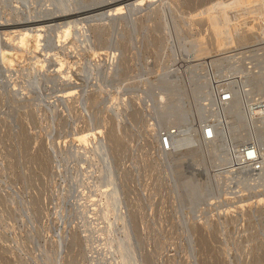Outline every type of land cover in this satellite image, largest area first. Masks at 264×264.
Listing matches in <instances>:
<instances>
[{"label":"rangeland","instance_id":"1","mask_svg":"<svg viewBox=\"0 0 264 264\" xmlns=\"http://www.w3.org/2000/svg\"><path fill=\"white\" fill-rule=\"evenodd\" d=\"M156 1L0 64V264H264V0Z\"/></svg>","mask_w":264,"mask_h":264},{"label":"bare ground","instance_id":"2","mask_svg":"<svg viewBox=\"0 0 264 264\" xmlns=\"http://www.w3.org/2000/svg\"><path fill=\"white\" fill-rule=\"evenodd\" d=\"M93 1L94 0H4V2L6 3L5 6H3L2 3H0V64L2 66L4 65V66L11 68L13 66V63H15L13 58L17 55V53L19 51H26L30 40H33V39L36 42V50L38 52L43 53L45 36L48 35L49 33L55 32V30L59 31L57 36H55V37L52 36V44H53L55 50L56 49L57 50H60V49L65 50V48L68 47V44H71L72 48L77 50V52L80 51L81 47H83V49L92 48L93 43H97V42L101 43L102 41H104L103 34H105V31L103 30V26L105 25V23H104V25H97V24L93 25L95 22H101L102 23V22L113 20V18L117 17V15H119V14H127V12L133 13V12L139 10L140 8H142L143 6H145L147 4L155 3L156 0H120V1L117 0V2H109V0H108V1H105L102 3H95V4L92 3ZM0 2H1V0H0ZM80 4H81V7H80ZM98 24H100V23H98ZM55 35H56V33H55ZM13 36H14V39H12ZM8 38H11L12 40H10ZM121 39H123V38L121 37ZM71 46H70V48H71ZM116 55L114 53L108 52V57L113 59L112 62L114 60H118ZM216 63L218 66L219 65L218 62H216ZM114 65H116V62ZM215 67H216L215 65H212L211 69H213ZM9 68L7 70H9ZM62 79H64V78H62ZM219 82H221V81H219ZM202 83H204V82H202ZM209 83H210V81H209ZM213 83L215 84V82H213ZM222 84H221V86H222ZM205 85L206 84H204V86ZM212 85L213 84H211V86ZM214 86H216V84ZM221 86L217 87L215 90V94H213L214 96H217V100L219 99L220 96L222 97V94H223V90L221 89ZM24 87H25V85H24ZM22 89L28 90L27 87L22 88ZM42 90H43V88H42ZM202 90H203V88H202ZM235 90L237 91L238 88L236 87ZM196 91H198V90H196ZM115 92H117V91H115ZM185 92L187 93V91H185ZM66 93L67 92H65V94ZM62 94H63V92H62ZM115 94L116 93H114V95H112V96H115ZM185 94L183 96H185ZM204 95L205 94H203V96ZM187 98H186V100H187ZM214 98L215 97H213V100H214ZM161 100H163V99H161ZM166 100H167V98H166ZM201 100H203V98ZM204 117H205V115L203 116V118ZM214 131H215V129H214ZM216 133H218V132H216ZM222 133H223V135L225 134L224 132H222ZM222 133H220V134H222ZM215 143H216V141H215ZM224 144H226V143H224ZM220 145L221 146H219V152H218V156H217L218 158H222L226 154L225 153L226 150L224 151L223 145L221 143H220ZM184 147H185V144H184ZM190 148H192V147H190ZM99 149H101V148H98V146H97V148L95 149V152H96V150H99ZM238 157H240V156H238ZM195 159H197V158H195ZM233 159L234 158H232V160ZM199 160H201V159H199ZM220 160L223 161V159H220ZM232 160L230 159L231 162H232ZM234 160H237L238 162L240 161V159L239 160L234 159ZM237 161H234V162L236 163ZM234 162H233V164H234ZM228 164H230V163H228ZM231 165H232V163H231ZM239 165H238V168H239ZM239 169H237V170H239ZM235 173L236 172L234 170V171L229 172L228 174L234 176ZM236 176H237V174H236ZM109 178L112 179V175H110V177H109V174H108V180H109ZM100 202H101L100 199L97 200V203H96L97 206H95V207H98V212H97V214H95V216L98 215V213H99V207L103 206ZM103 211H104L105 218H107L105 209H103Z\"/></svg>","mask_w":264,"mask_h":264},{"label":"built area","instance_id":"3","mask_svg":"<svg viewBox=\"0 0 264 264\" xmlns=\"http://www.w3.org/2000/svg\"><path fill=\"white\" fill-rule=\"evenodd\" d=\"M177 135H178L177 128H173L171 130L164 129L160 132L159 142L165 154H169L170 152H172L173 138ZM256 148H258V144L254 142H251L250 144H247L243 147L244 150L249 152L253 150H257Z\"/></svg>","mask_w":264,"mask_h":264}]
</instances>
